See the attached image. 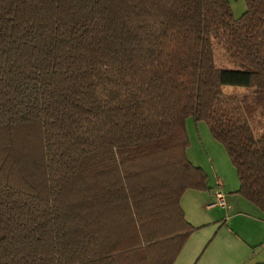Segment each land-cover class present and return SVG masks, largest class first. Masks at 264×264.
I'll use <instances>...</instances> for the list:
<instances>
[{"label":"trees","instance_id":"16d2710c","mask_svg":"<svg viewBox=\"0 0 264 264\" xmlns=\"http://www.w3.org/2000/svg\"><path fill=\"white\" fill-rule=\"evenodd\" d=\"M0 0V264H176L204 122L264 213V0ZM214 43L244 67L215 66Z\"/></svg>","mask_w":264,"mask_h":264},{"label":"rangeland","instance_id":"374dc122","mask_svg":"<svg viewBox=\"0 0 264 264\" xmlns=\"http://www.w3.org/2000/svg\"><path fill=\"white\" fill-rule=\"evenodd\" d=\"M234 15L247 10L244 0H229ZM215 66L221 70L242 71L224 48L214 43ZM226 96L240 100L257 139L264 138V97L257 100L253 89L232 85L222 87ZM189 139L187 157L208 176V191H189L182 199L186 220L197 230L189 239L176 264H264V213L237 194L240 182L225 147L217 142L204 122L186 121ZM223 184H222V183ZM222 184V186H219ZM225 196L226 208L207 206L216 202V193ZM237 222L229 223L234 213ZM226 226L230 227V232Z\"/></svg>","mask_w":264,"mask_h":264},{"label":"crops","instance_id":"0c3cea01","mask_svg":"<svg viewBox=\"0 0 264 264\" xmlns=\"http://www.w3.org/2000/svg\"><path fill=\"white\" fill-rule=\"evenodd\" d=\"M221 183H222V182H221ZM222 184H223V183H222ZM222 184H219V186H222ZM219 192H221L220 189H218L217 191H215V193H219ZM183 198H184V197H183ZM213 204H214V203L211 202V203L209 204V206H207V208H208V209H209V207H210V208H213V207H211ZM238 217H241V214L238 213V212L234 213V214L230 217V219H229V223L233 224L232 226H235L234 224L237 222ZM226 228H227V231L230 232L231 228L228 227V226H226ZM178 259H179V258H178Z\"/></svg>","mask_w":264,"mask_h":264},{"label":"built area","instance_id":"2783aa9c","mask_svg":"<svg viewBox=\"0 0 264 264\" xmlns=\"http://www.w3.org/2000/svg\"><path fill=\"white\" fill-rule=\"evenodd\" d=\"M211 207L226 208L225 196L222 192L216 193V202Z\"/></svg>","mask_w":264,"mask_h":264}]
</instances>
